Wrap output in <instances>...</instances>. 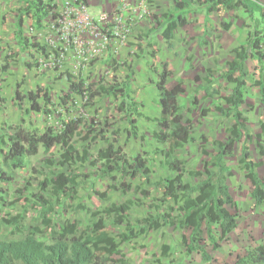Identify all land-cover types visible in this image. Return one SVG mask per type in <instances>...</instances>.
Instances as JSON below:
<instances>
[{"label":"rangeland","instance_id":"1","mask_svg":"<svg viewBox=\"0 0 264 264\" xmlns=\"http://www.w3.org/2000/svg\"><path fill=\"white\" fill-rule=\"evenodd\" d=\"M171 1L173 0H156L158 2L156 3L155 0H147L150 13L145 17V22H155L154 14L161 15L167 11ZM260 1L264 3V0ZM100 2L105 7L103 12H107L109 16L122 3L121 0H100ZM139 2L140 0H132L131 3L133 7H136ZM25 4L26 2L23 0H0V63L3 64L9 54L19 52L16 57L10 56V68L6 72L0 70L1 96L6 98V101H3L0 97V134L5 133L9 125L20 122L31 129L44 130L48 125L60 127L64 120L82 118L85 129L91 124L97 128V133L95 136L91 135L88 140L83 139L85 130L77 134V146L82 147L89 141L92 146L91 150L95 153L99 148L107 145V140H114L117 145L122 147L128 158L136 153L147 156L152 170L150 175L152 180L165 176L170 171L163 163L161 153L156 152V148L161 147L162 144L154 138L153 133L159 128L156 118L161 111L156 81L163 63L167 62L169 68L173 70L168 85L172 87L179 81L183 82L185 92L180 96L181 115L184 121H191L192 135L195 137L193 141H189L178 150V156L184 160L187 169H203V161L210 160L214 154L213 140L226 137V128L233 121L232 116H225L216 109L218 102L224 103L220 96L230 94L233 88V83L223 76V72L227 68V61L232 56V50L223 48L224 50L217 54V51L213 49L212 42L214 35L221 38L226 29L222 25V22H225L222 18L225 9H220L221 14L216 15L219 31L215 34L210 32L209 38L205 34L202 35V39L206 38L207 40L201 42L206 45L204 47L195 42L194 38L189 37L190 33H186L184 38H188V41L191 39L190 45H187L186 41H180L176 47L166 45L167 47L163 49L158 45L160 39L157 36L158 30L151 35H146V31L140 23L142 20L127 32L124 41H120L108 29V25L99 23L97 30L100 36L106 33L108 40L105 41L99 35L96 36L95 44L101 47L102 51L94 56L89 63H84L77 56L75 57L73 46L67 45V36L70 35V30L63 31L61 28L60 31H57L51 26L52 23H58L59 27L62 23L52 16L46 18L44 29L41 32H38L36 27V29L32 28L35 26L33 20L29 18L24 20V31L28 32L27 36L31 42L45 45L47 52H42L40 49L35 50V48L34 50L33 48L20 50L17 41L16 21L20 15L25 16L23 9ZM55 12L60 14L57 9ZM245 12L243 8H237L233 14L230 13V16L236 24H241L247 34L248 30L255 29L257 21L251 19ZM244 14L245 16H243ZM255 16L259 18L260 13L255 12ZM196 22V20L193 21V31H196ZM263 25L260 23L258 28ZM234 31L237 37L236 42L240 45L239 41L246 35L239 34V30L234 29ZM81 38L90 39L89 34L85 32L81 33ZM111 59H115L119 65L115 72L112 71ZM28 63H31L32 66H29ZM259 66L264 69V61L259 62L258 65L247 64L248 76L246 78L251 84L259 77L258 72L264 71L261 68L260 71H257L256 68ZM208 67L213 70L211 85H206L205 80ZM68 71L79 77H84L86 82H99L102 77L112 81L113 74L118 75L120 79H125L129 74L131 76L130 93L138 102V110L142 114L139 115L133 110H120V99L105 93L97 96L93 105L89 104L82 95L70 91L66 76L61 75ZM197 75L200 77L199 80L195 77ZM20 81L22 82L21 91L25 95L22 108L19 107V101L15 97L17 83ZM38 86L45 87L52 97V104L47 106L52 111L50 114L30 109L28 92L36 90ZM210 87L220 90V94L208 95L206 88ZM251 88L252 85L247 87L248 104L244 106V116L248 119V127L251 132L253 134L260 133L264 143V106L258 102L257 93L251 92ZM67 93H70V97L65 96ZM62 96H65V102L61 99ZM196 99L197 104L194 103ZM40 100L44 103L43 98ZM131 117H136L138 120V137L129 134L130 123L128 120ZM116 131L118 133H115ZM202 136H206L207 139ZM248 144L253 150V155L257 158L259 156L255 153V150L259 152L257 142L252 139ZM204 147L209 151V154L204 153ZM59 150L58 146L53 147L49 153H45L41 149L37 155L30 157L31 165L29 167L11 172L13 176L11 180H0V222H4V217L11 216L10 213L20 211L26 213V221L38 222L41 210L33 202L32 194L40 191L37 178L40 179L43 176L33 173L32 167L45 168V156L57 155ZM240 151L241 142L237 144L234 156L228 158V164L232 167L229 178L234 184H238V186L235 185L237 187L232 186L236 190H231L237 202V210L234 208L232 210L238 214V226L227 239L221 241L220 247L217 249L207 241V248L212 255L211 261H205L198 251L190 253L187 251L183 241V235H188L189 232L186 229L168 224H164L159 229H142L143 222L141 220L160 211L157 206L161 204V201L156 198H160L161 193L151 186L152 195L142 196L135 190V186L141 181L139 178L131 179L132 187L129 189L110 188L111 183L119 184L122 181L119 172H115V179L93 174L94 186L89 182H81L78 187V198L62 199L61 204L56 205L55 211L50 212L49 215L52 214V218L57 221L72 219L86 225L92 218L89 208L101 210L112 202L121 203L131 199L132 205L128 217L135 223L137 230L141 231V235L130 241L122 242L119 246L120 253L127 259L128 264H232L238 255L245 253L247 248L264 241V205L255 202L250 194L251 190L239 188V185L243 184L245 180L243 175L245 169L240 163ZM1 160L2 154H0V162ZM53 168L65 170V168L56 165ZM72 168L74 172H96V167L88 162L77 164ZM43 170L45 172L48 170L47 173H50L48 168ZM31 176L37 178L30 180ZM95 190L106 191L107 196L101 197ZM79 202L86 204L88 209H79L76 206ZM169 202L177 206L173 200ZM163 210L164 208H162ZM108 227L120 240L119 234L125 231V225L109 223ZM8 228L6 226L4 231ZM216 234H219L218 231ZM165 245L169 246L168 255H164ZM115 256L120 255L116 254Z\"/></svg>","mask_w":264,"mask_h":264},{"label":"trees","instance_id":"2","mask_svg":"<svg viewBox=\"0 0 264 264\" xmlns=\"http://www.w3.org/2000/svg\"><path fill=\"white\" fill-rule=\"evenodd\" d=\"M172 8L161 15L154 14L155 27L148 30L146 35L161 31L163 40L169 46H173L174 31L177 27L186 25L189 20L187 13L198 7H205L207 12L224 7L228 10L243 8L251 19H255V29L248 30L244 43L235 47L232 52L233 59L227 61V68L223 72L224 78L233 83L230 94L221 95L224 103L216 104V109L223 115L232 116L234 122L227 128L226 140L214 139V153L210 160L203 161V169H187L184 161L178 156V150L187 142L193 141L192 124L190 120L184 121L181 115L182 106L180 95L185 92L183 82L179 81L174 86L168 85V80L173 74L167 62H164L158 72L156 87L158 89V103L161 106L160 115L156 118L158 129L154 131V138L162 144L156 148V152L163 156V163L171 170L173 175H165L155 180L151 179V167L145 154L136 153L127 157L122 147L114 140H107V145L93 153L91 143L88 141L82 147L77 146L76 135L85 130L84 140L95 136L97 128L89 124L85 129L82 118H75L62 122L60 127L48 125L44 130L31 129L23 123H15L8 126L5 133L0 134V180L8 181L13 178L11 172L31 165L30 157L37 155L42 149L49 153L55 146L60 148L59 153L53 156H45V168L32 167V172L42 175V178L31 176L30 180L37 178L40 191L33 193V202L40 208L37 221H26L25 212L10 213L0 222V264H128L124 255L120 253L119 246L122 242L130 241L141 235L135 223L128 217L132 200L121 203L112 202L101 210L88 209L86 204L79 202V209H88L92 218L83 225L80 221L72 219L54 220L50 212L55 211V206L61 204L62 199L78 198V187L81 182H89L94 186L93 174L99 177L116 178L115 172H119L122 181L119 184L111 183L113 189H129L132 187L131 179H141L135 186V190L144 197L152 195L150 189L153 186L161 193V201L157 207V214L145 217L142 229H159L164 224L173 225L180 229L188 230V235H183L187 251H198L205 261H211L212 255L207 248V241L217 249L222 240L238 226L237 202L232 195L227 183V174L231 173L230 166L225 164L227 157H232L237 143L242 142L240 163L246 171V176L253 183L251 196L259 205H264V178L256 170V163L251 158L248 142L255 139L259 152L264 156V143L260 133L253 134L248 128V119L244 116L242 105L245 102V93L248 85L246 61L250 57L256 58L260 63L264 61V52L261 45L264 44V6L260 0H173ZM23 7L27 14L33 18L36 28L43 27L44 20L48 16L58 17L54 11L56 4L47 0H26ZM255 12H259L256 18ZM224 28H229L230 22H222ZM17 41L20 50L34 47L42 52L46 46L39 42H31L24 33V17L20 15L16 21ZM206 42V38H203ZM151 45V42H149ZM19 52L9 54L0 70L6 72L10 68V56L16 57ZM112 71L118 69L115 59H111ZM32 66L31 63H28ZM264 70L263 68H261ZM213 70L207 68L206 85H211ZM69 82L71 92L78 93L85 101L93 105L95 98L102 93L113 95L120 99L119 109L133 110L141 115L138 110V102L130 93V75L120 79L116 74L112 75V81L102 77L99 82H86L84 77H79L72 72H63ZM197 80L200 77L195 76ZM259 86L261 101L264 103V71L259 73V78L254 81ZM22 82L17 83L15 97L22 108L25 95L21 91ZM210 96L220 94V90L214 87L206 88ZM0 86V97H2ZM70 97V93L65 95ZM65 96L61 99L65 102ZM30 109L46 114L52 113L47 106L52 104V97L43 86L28 92ZM43 98L44 103L41 102ZM197 104V99L194 100ZM205 111V110H204ZM130 136L138 137V120L129 118ZM115 133H118L117 131ZM207 139L206 136H202ZM204 153L209 151L204 147ZM89 163L96 167V172H74L73 166ZM61 166L65 170H55ZM49 169L50 173L43 169ZM188 174L197 182L186 180ZM29 180V182H31ZM101 197H106V191L95 190ZM173 200L177 206L169 201ZM14 202H12V205ZM165 205V206H163ZM162 208L164 210L162 211ZM109 223L124 224L125 231L119 234L120 240L109 229ZM6 224V225H5ZM9 227L4 231L5 227ZM218 231V235L216 234ZM169 246H164V255H168ZM120 256L116 257L115 255ZM232 264H264V241L246 249L245 253L237 256Z\"/></svg>","mask_w":264,"mask_h":264},{"label":"crops","instance_id":"3","mask_svg":"<svg viewBox=\"0 0 264 264\" xmlns=\"http://www.w3.org/2000/svg\"><path fill=\"white\" fill-rule=\"evenodd\" d=\"M24 2H26V0H23ZM61 1V0H60ZM60 1L59 0H54V2L57 4V7H56V9L57 10H61L60 8H61V5H60ZM154 1V0H153ZM155 2H156V0H155ZM100 3V4H99ZM156 3H158V2H156ZM26 4H27V2H26ZM26 4H25V6H26ZM160 4V3H159ZM159 4H157V5H159ZM263 5H264V3H262ZM173 5H174V1H171V3H170V8H172L173 7ZM104 5H102V3L100 2V0H89V10H90V12H91V14L92 15H94V16H99L102 12H103V10H104ZM169 8V9H170ZM168 9V10H169ZM220 9H225V13L222 15V18L224 19V21L225 22H230L231 23V25H230V27L229 28H226L224 31H223V35L221 36V38H218L217 36H215L214 35V37H213V39H212V42H213V49L214 50H216L215 52L218 54L219 53V51H221V50H224L223 48H231V49H229V50H233L235 47H237V46H239V43L237 44V37L235 36V31H234V29L237 31V30H239L238 31V33L240 34V33H244L245 34V32H244V28L243 27H241V24L239 25V24H236L235 23V20H233V19H231L232 17L230 16V13L231 14H233L234 12H235V9L234 10H228V9H226V8H224V7H219L217 10H214V11H212V12H210V13H208L207 11H206V8L205 7H198V8H196V9H194L193 11H190V12H188L187 13V18H188V20H189V22L186 24V25H183V26H179V27H177L176 29H175V31H174V37H173V40H172V42H173V47H176L178 44H179V42L180 41H182V42H188V44L187 45H190L192 42L190 41L191 39H189V41H188V38L186 39V38H184V35L186 34V33H190V35L191 36H189V37H191V38H194L195 39V42H197V43H199V45L200 46H202V47H204V46H206L204 43H201V42H203V39H202V35L203 34H205L208 38H209V33L210 32H213L214 34H215V32H218L219 31V29H220V27H219V25L216 23V20L218 19V15H220L221 13H220ZM227 11H228V13H227ZM166 12V11H165ZM245 14H247L246 12H245ZM245 14L243 15V16H245ZM158 15H160V14H158ZM198 15V16H197ZM201 15H202V17H201ZM217 15V16H216ZM24 17V20L26 19V18H29V19H31V20H33V18L31 17V15L30 14H27L26 12H25V16H23ZM49 17H51V16H48L47 18H49ZM193 17H196V18H198V19H195V18H193ZM145 19V18H144ZM142 20L140 23H141V25H142V28L146 31V33L148 32V30L150 29V28H152V27H155L156 26V24H155V22H152V21H149L148 23L147 22H145L146 20ZM46 20V19H45ZM44 20V21H45ZM194 20H196L197 22L195 23L196 24V26H195V28H196V31H193V29H192V25H193V21ZM31 23V22H30ZM44 26H45V22L43 23V27H41V28H38L37 29V31L38 32H41L43 29H44ZM147 26V27H146ZM149 27V28H148ZM32 28H35V26H32ZM36 29V28H35ZM25 30V29H24ZM195 32V33H194ZM24 33H25V35H28V32H25L24 31ZM151 35V34H150ZM246 35V34H245ZM157 36L160 38L159 39V47H161V48H163V49H165L167 46V43L163 40V38H162V36H161V31H159L158 30V32H157ZM156 36V37H157ZM245 36H244V38H242L239 42L242 44V43H244L245 42ZM219 39H221V40H219ZM208 42H211V41H208ZM29 48H33V50H34V47H29ZM27 49V48H26ZM26 49H23L22 51H24V50H26ZM35 50H36V48H35ZM215 53V54H216ZM232 54V56H231V58L229 59V60H231V59H233V57H234V54H233V52L231 53ZM248 63H251V64H254V65H258V63H259V61L256 59V58H254V57H250L247 61H246V68H247V64ZM260 66L259 67H257L256 69H257V71L259 70L260 71ZM258 73H260V72H258ZM259 75V74H258ZM53 76V75H52ZM54 77V76H53ZM256 77V76H255ZM259 78V77H258ZM257 78V79H258ZM248 81V85H247V87L249 86V85H252V88H251V92H253L254 94L255 93H257V96L256 97H258V102L261 104V105H263L264 106V103L261 101V94H260V88H259V86H257V85H255L254 83L253 84H251L250 82H249V80H247ZM202 87H203V85H201ZM201 87V88H202ZM181 96V95H180ZM248 95H247V89H246V93H245V102H244V104L242 105V108H243V112H244V106H245V104H248V97H247ZM180 100V99H179ZM219 103V102H218ZM217 103V104H218ZM254 105H256V104H254ZM257 106V105H256ZM234 122V118H233V121L231 122V124ZM248 123V122H247ZM230 126V125H229ZM228 128V127H227ZM226 128V129H227ZM249 128V127H248ZM251 131V130H250ZM227 136H228V134H227ZM227 136L226 137H221V138H218V139H221V140H226V138H227ZM255 140V139H254ZM256 141V140H255ZM241 142V146H242V142L243 141H240ZM188 143V142H187ZM238 144V143H237ZM249 145V149H250V152H251V158L253 159V161L257 164L256 165V170H257V172L259 173V175L261 176V177H263L264 178V156L263 155H261L260 154V152H256V150H255V153L256 154H259V156L257 157V158H255V156L253 155V150H252V148H251V146H250V144H248ZM236 147H237V145H236ZM254 148H255V146H254ZM214 153H216V151L214 150ZM236 153V148H235V152H234V154ZM240 155H241V151H240ZM234 156V155H233ZM228 158H230V157H227L226 159H225V164L226 165H228V166H230V169H231V172H232V167H231V165L230 164H228ZM240 158H241V156H240ZM182 159V158H181ZM183 160V159H182ZM184 161V160H183ZM168 169V168H167ZM196 169H199V168H196ZM168 171H170V173H168V174H166V175H173L174 173L171 171V170H168ZM231 175V173H228L227 174V183L229 184V186H230V190H236V189H234V187H232V186H235V185H237L238 186V184H234V182L229 178V176ZM243 175H244V178H245V180L243 181V184H240L239 185V188H242L243 190H252L253 189V183L251 182V180L246 176V171L244 170V172H243ZM185 179L186 180H190V181H192V182H197V181H195L193 178H191V176H189L188 174H186V176H185ZM237 186H235V187H237ZM250 194H251V192H250Z\"/></svg>","mask_w":264,"mask_h":264},{"label":"built area","instance_id":"4","mask_svg":"<svg viewBox=\"0 0 264 264\" xmlns=\"http://www.w3.org/2000/svg\"><path fill=\"white\" fill-rule=\"evenodd\" d=\"M47 1L55 3L54 1ZM121 2V5L110 16L107 12H102L97 17L92 15L89 10V0H61L60 14L56 12L59 16L52 17L58 19L62 25L59 27L58 23L54 22L51 26L57 31H60L61 28L63 31L70 30V35L67 36V45L73 46L75 57L77 56L84 63H89L94 56L102 51V48L98 47L94 41L96 36H100L97 30L99 23L108 25V29L114 33L115 37L124 41L127 32L131 31L136 23L150 13L147 0H140L136 7L132 6V0H121ZM83 32L88 33L90 39L81 38ZM100 38L105 41L108 40L106 33L101 34ZM261 47L263 49L264 44Z\"/></svg>","mask_w":264,"mask_h":264}]
</instances>
